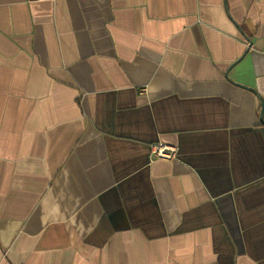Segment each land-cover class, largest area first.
Wrapping results in <instances>:
<instances>
[{
	"label": "crops",
	"instance_id": "1",
	"mask_svg": "<svg viewBox=\"0 0 264 264\" xmlns=\"http://www.w3.org/2000/svg\"><path fill=\"white\" fill-rule=\"evenodd\" d=\"M0 264H264V0H0Z\"/></svg>",
	"mask_w": 264,
	"mask_h": 264
},
{
	"label": "built area",
	"instance_id": "2",
	"mask_svg": "<svg viewBox=\"0 0 264 264\" xmlns=\"http://www.w3.org/2000/svg\"><path fill=\"white\" fill-rule=\"evenodd\" d=\"M154 157L162 160H173L176 157V151L165 146H155L152 149Z\"/></svg>",
	"mask_w": 264,
	"mask_h": 264
},
{
	"label": "water",
	"instance_id": "3",
	"mask_svg": "<svg viewBox=\"0 0 264 264\" xmlns=\"http://www.w3.org/2000/svg\"><path fill=\"white\" fill-rule=\"evenodd\" d=\"M240 62V61H239ZM239 62H235L232 66H230V68H229V70L231 69V68H234ZM228 70V71H229ZM226 76L228 77V74H226ZM236 85H238V86H240V87H243V88H246V87H244V86H242V85H239V84H236ZM246 89H248V90H250L249 88H246ZM251 91V90H250ZM258 97V99H259V101L262 103V100H261V98L259 97V96H257ZM263 107V106H262ZM262 116H263V109H262V111H261V114H260V120L261 121H263L262 119Z\"/></svg>",
	"mask_w": 264,
	"mask_h": 264
}]
</instances>
